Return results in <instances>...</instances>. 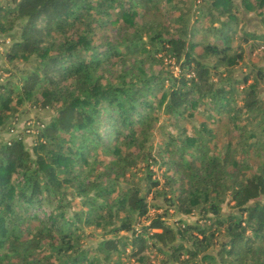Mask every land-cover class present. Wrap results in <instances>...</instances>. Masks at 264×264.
<instances>
[{"label":"trees","instance_id":"obj_1","mask_svg":"<svg viewBox=\"0 0 264 264\" xmlns=\"http://www.w3.org/2000/svg\"><path fill=\"white\" fill-rule=\"evenodd\" d=\"M238 5L257 10L264 28V0L0 2V32L12 27L8 15L21 19L6 58L32 59L0 81V125L24 102L52 110L30 148L0 140V264H122L123 253L147 262V248L160 263L264 264V67L235 74L241 51L230 44L237 27L239 41L264 40V30L245 29ZM199 28L214 40H192ZM205 104L225 114L233 145L210 152L205 141L215 133L204 122L153 145L155 110L174 124ZM99 148L107 158H97ZM163 152L174 172L160 182L150 163ZM139 161L142 174L129 179ZM148 194L198 217L169 224L163 208L142 222L150 204L161 207ZM66 195L79 204L69 216ZM43 203L41 217L29 212ZM84 225L99 228L93 244L81 239Z\"/></svg>","mask_w":264,"mask_h":264},{"label":"rangeland","instance_id":"obj_2","mask_svg":"<svg viewBox=\"0 0 264 264\" xmlns=\"http://www.w3.org/2000/svg\"><path fill=\"white\" fill-rule=\"evenodd\" d=\"M235 1L236 3H238V0ZM0 2L2 3L5 1L0 0ZM237 10L238 16L244 22L243 24L245 29L254 30L255 32H261L264 30L259 22V13L257 12V10H245L240 5H238ZM7 17L8 19H13V24L9 30L0 32V41L4 39V43H1L0 47V81H4L6 77L9 76L14 80L19 74V69L22 67H29V63L32 60L31 56L27 58L28 60H23L20 58H13L8 60L6 58L5 53L9 47L8 45L14 37H17V26L21 22V19H14L11 14ZM8 19L3 18V23L7 22ZM240 28L241 27H237L235 29L232 38L230 39V44L233 46H238L239 50L241 51V58L233 65V72L235 74H239V72L247 70V68H249L251 64H256L264 67V40H260L258 38H248L246 41H239L236 36L238 35ZM169 32L170 29H168L167 33ZM115 36L116 33H114L113 30L108 32V39L110 41L114 42ZM192 40L213 41L214 36L210 32H204L203 28H199V30H196L194 32ZM199 49L200 47L199 45H197L195 47V50ZM167 61L168 60H165L164 62ZM170 64L172 65L171 62ZM171 65L169 67H172V69L175 70L176 67L174 65ZM119 67L120 63L118 61L113 62L110 65L111 70H118ZM257 85L259 87V95L264 99V79L259 81ZM13 93L10 95L9 102L11 103L15 99V95ZM29 104V102L22 103L21 109L15 112V116H12V118H8L6 121H4L3 124L0 125V140L19 138L27 148H30L35 134V125H37L40 121L47 120L52 114V110L50 108H38L33 104ZM154 112L158 114V119L153 123L154 127L152 129V136L150 138L154 146L157 145L164 132L169 131L170 133L175 135L180 132L181 136H183L184 134L190 135L194 133V128L199 127L200 129V127H202L201 122H204L205 126L207 127H213V131L215 133V136H209L205 141L210 152H223L227 143L230 142L232 143L231 145H233L237 141L235 137L236 132L233 129L230 130V124L228 121H226L225 114L223 112L216 114L211 108L207 107V104L195 108L191 114H186L185 117L175 121L174 124L170 123L171 118H167L166 115L156 110ZM209 113L212 114V116H208L207 114ZM97 152V158H107V155L103 154V152L100 151V148L97 149ZM166 156H169L166 152L160 153L159 155H156V162L150 163V168L153 170V176L157 177L160 182L164 180V174H171L174 172L172 167H168L166 163L162 162V160L166 158ZM235 157L240 159L243 157V153L238 151L235 153ZM247 161L251 165L252 159H247ZM143 163L144 161H139L137 166H134L125 173V176L128 175L129 179L136 180L137 177L142 174ZM126 182L127 181H125L124 179H120L119 185H122ZM176 185V182H173L170 188L172 189ZM163 188L168 190L167 186H164ZM176 191V189H173V192L170 191L166 194L175 195ZM65 198L69 199L68 205L65 206L66 214L69 216L72 210L79 207V204L77 201V197L71 198L69 197V195H66ZM146 199L150 203L154 201L158 202L159 204H161V207L155 208L150 204L147 215L146 217L142 218V222H147L151 216L155 215L156 213L162 212L163 208H166V213L162 216L169 224H173L176 218H182L186 221H195L198 217L196 211L189 214L175 211L174 205H171L168 203V201L163 200L161 196L151 198V194H148ZM226 200L227 199H225L221 203V211L223 212L229 211L231 209V207L229 206L230 202H226ZM46 209L47 205L43 203L40 209L35 207L30 208L29 212L35 211L37 212V215L41 217L42 213ZM32 222L36 223L37 219H33ZM206 223H209V221H206ZM223 225L224 224H220L219 227L222 228ZM213 226H217V224L212 223L211 227ZM83 231L85 232V234L81 238L83 240V243L93 244L95 240L99 238V236L97 235L99 228L84 225ZM90 231L93 232V234H90ZM120 232L128 234V232ZM128 249L129 247L127 246L125 248V251L127 252ZM144 253L149 257L147 262L139 261L136 256H127L124 253L120 255V260L122 261V264H172L171 262L160 263V256L154 255V252L150 251L148 248L144 250Z\"/></svg>","mask_w":264,"mask_h":264},{"label":"built area","instance_id":"obj_3","mask_svg":"<svg viewBox=\"0 0 264 264\" xmlns=\"http://www.w3.org/2000/svg\"><path fill=\"white\" fill-rule=\"evenodd\" d=\"M3 1L10 2L11 0H3ZM1 43H4V39L0 41V47H1Z\"/></svg>","mask_w":264,"mask_h":264}]
</instances>
